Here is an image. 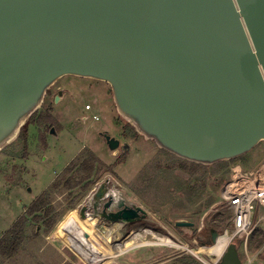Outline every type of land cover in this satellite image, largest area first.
I'll list each match as a JSON object with an SVG mask.
<instances>
[{"label":"water","instance_id":"95a60500","mask_svg":"<svg viewBox=\"0 0 264 264\" xmlns=\"http://www.w3.org/2000/svg\"><path fill=\"white\" fill-rule=\"evenodd\" d=\"M66 76L108 85L135 134L182 161L239 159L264 143V0H0V152ZM92 200L108 224L146 215L105 184ZM219 264H242L235 244Z\"/></svg>","mask_w":264,"mask_h":264},{"label":"rangeland","instance_id":"374dc122","mask_svg":"<svg viewBox=\"0 0 264 264\" xmlns=\"http://www.w3.org/2000/svg\"><path fill=\"white\" fill-rule=\"evenodd\" d=\"M57 87L63 89L64 98L55 104L49 100L42 103L29 119L32 123L28 126L27 152L17 139L0 152V238L36 197L59 182L52 191L50 203L53 213L49 219L53 218L55 223L49 229L45 226L48 220L38 222L27 217L25 241L11 258L0 257V264H160L170 260L162 264H180V261L214 264L208 252L198 250L190 239L181 238L173 223L176 220L192 222L196 233L203 227L209 229L213 219L224 220L216 230L220 234L229 230L230 214L220 202V191L234 165L250 171L264 162V143L239 159L207 170L203 177L204 189L197 195L193 189L190 192L195 183L180 169L184 165L182 160L128 130V137L122 136L126 122L116 112L108 85L66 76L58 81ZM85 106L91 109L86 110ZM95 116L98 121L94 120ZM101 133L114 137L121 145L126 144L128 150L119 146L109 151ZM89 153L103 166H112V170L98 167L89 179L78 184L76 178L84 177L78 174V163L59 181L71 161L82 160ZM119 158L121 161L116 164ZM201 173L199 171L197 178ZM68 181L72 186L66 189ZM103 184L126 205L140 207L149 216L144 225L130 226L127 239L123 225L90 217L92 197ZM191 196H194L193 204L188 203ZM83 207L87 208L85 220L80 217ZM69 218H74L80 228L85 226L89 237L97 238L107 246L108 252L121 249L122 253L114 259L97 258L67 227ZM79 220L84 225H80ZM260 233L264 234V220L249 237L247 254L241 243L233 242L242 264H247L248 260L249 264H264V243L255 248ZM171 235L179 242L170 240ZM127 243L128 250L125 249Z\"/></svg>","mask_w":264,"mask_h":264},{"label":"trees","instance_id":"16d2710c","mask_svg":"<svg viewBox=\"0 0 264 264\" xmlns=\"http://www.w3.org/2000/svg\"><path fill=\"white\" fill-rule=\"evenodd\" d=\"M30 123L32 122L29 121L21 129L20 135L17 138V141H20L24 144L23 150L25 153L27 152L26 141H27V136H28V126L30 125ZM127 130L131 132L132 134H134V136H137L134 133L133 128L129 126L128 124H125V131ZM24 159H27V157L24 156ZM120 161H121V158L118 159L116 164H119ZM182 162H184V165L180 166L181 171L185 173L187 172L190 180H192L193 183H195L192 185V188H190V192L193 189V191L196 192V194L200 190L202 191L204 189L205 184L203 181V177H205L206 175L205 172L214 166H218L224 163L222 162V163H219L213 166H201V165H196L193 163H188L185 161H182ZM78 163L79 165L77 166ZM188 165L190 166V168ZM76 166L78 167L77 169L78 174L80 173L84 176L82 178H76V180L78 181V184H81L83 181L89 179L93 175V173L97 170L98 167H103L107 171L112 170V166L110 167L103 166V164L101 163L99 159H97L94 155L89 153L82 160L80 158H77L76 160L71 161L69 165L60 174L59 181L62 178H65L69 173H71L72 170L76 168ZM199 171H202L201 173L202 175L197 178V176L199 175ZM58 186H59V182L55 184L53 187H51L50 189L41 193L38 197H36L34 201L29 205V207L26 209V211L23 213V215L20 216L15 221V223L2 235V237L0 238V257L11 258L18 252L23 242L25 241V226H26L27 217H32L33 219H36L38 222H42V221L46 222L48 220L45 226L46 228H49V229L52 228L55 222L53 218L49 219L53 213L52 207L50 205L51 194H52V191H54V189H56ZM71 186L72 185L70 184V181L66 182V187H65L66 189L70 188ZM193 202H194V196H191V199L188 200V203L193 204ZM225 219L227 220V217H225ZM222 222H224V220L216 221L213 219L210 222L208 227L210 230L217 229L222 225ZM260 236L261 237L257 240L256 246H255L256 249L264 243V234L260 233Z\"/></svg>","mask_w":264,"mask_h":264},{"label":"built area","instance_id":"2783aa9c","mask_svg":"<svg viewBox=\"0 0 264 264\" xmlns=\"http://www.w3.org/2000/svg\"><path fill=\"white\" fill-rule=\"evenodd\" d=\"M85 109L89 110L88 107ZM94 120L98 121V117ZM220 202L230 214V228L219 235L212 248L210 255L214 264L220 262L228 246L235 241L243 245L247 254V241L264 220V162L250 171L234 165L220 191Z\"/></svg>","mask_w":264,"mask_h":264},{"label":"flooded vegetation","instance_id":"af4514ba","mask_svg":"<svg viewBox=\"0 0 264 264\" xmlns=\"http://www.w3.org/2000/svg\"><path fill=\"white\" fill-rule=\"evenodd\" d=\"M59 81V80H58ZM58 81L46 92V95H45V97H44V102L43 103H46V101H50L52 104H55V102L56 101H59V100H61V99H63L64 97V92H63V89H60L59 87H57V83H58ZM86 107H88L89 108V110L91 109V107L90 106H85V108ZM84 120L86 119V118H83ZM99 120V119H98ZM125 128V127H124ZM107 133H101L100 135L102 136V138H103V140H104V136L106 135ZM108 135V134H107ZM122 136L123 137H128V133H127V131H123L122 130ZM111 137V136H110ZM111 138H114V137H111ZM115 139V138H114ZM117 140V139H116ZM105 142V141H104ZM106 144V143H105ZM119 144H120V142H119ZM125 144L123 143L122 145L120 144V147H121V149L122 150H128V148L126 147V146H124ZM126 205V204H125ZM126 206H128V207H131L132 205H126ZM112 209V208H111ZM112 210H116L115 208H113ZM111 210V211H112ZM146 213V212H145ZM148 218H149V216L147 215V213H146V215H144V218H142V219H139V220H137L136 222H134V223H132V224H127V225H123L124 226V230H125V236H126V239L128 238V230H129V228H130V226L131 225H133V224H136V223H139L140 225H144L146 222H148L147 220H148ZM177 221H179V220H176L174 223H173V226H174V229H177L178 230V232H177V234L178 235H182L181 236V238H183L184 237V239H190L191 241V244L193 245V246H196V248L198 249V250H203L205 253L206 252H208L213 246H212V242H211V232H213V231H216L219 235H220V233H219V231L218 230H216V229H214V230H210V229H206L205 230V228L203 227L202 229H198V231L195 233V232H193V229H195V225H194V223H192V222H188V221H186V220H184V221H186V222H188V223H191V226L190 227H184V228H179V227H176L175 226V223L177 222ZM152 223V222H151ZM153 224V223H152ZM177 230H175V231H177ZM141 236V235H140ZM142 237V236H141ZM170 240H172L174 243L177 241V242H179L178 241V239L175 237V236H172L171 235V237H170ZM149 246H153V244H149ZM189 247V246H188ZM192 253V252H191ZM207 254V253H206ZM194 254L192 253V256H193ZM194 257H196V255H194ZM198 258V257H197ZM182 259H184V257H182ZM199 259V258H198ZM169 262H171V260L170 261H167V262H161L160 264H162V263H169ZM181 263L180 264H185V261L183 262V261H180ZM220 263V262H219ZM218 263V264H219ZM188 264V263H187Z\"/></svg>","mask_w":264,"mask_h":264},{"label":"bare ground","instance_id":"6f19581e","mask_svg":"<svg viewBox=\"0 0 264 264\" xmlns=\"http://www.w3.org/2000/svg\"><path fill=\"white\" fill-rule=\"evenodd\" d=\"M111 195L114 197L117 196L114 192H110ZM92 197V196H91ZM79 218V217H78ZM90 218V217H89ZM89 221V220H88ZM87 221V222H88ZM92 221V220H91ZM67 227L84 243L87 245V248L92 252L93 255H95L97 258H100L102 260L106 258H112L114 259L115 256H118L119 254L122 253L123 250H118L115 253H111L110 251L108 252L107 246L102 244L96 237V239H93L91 236L89 237V234L85 230V226H83V229L77 226L76 221L74 218H69V220L66 221ZM81 223V224H80ZM80 225H84L80 220H79ZM86 225V224H85ZM85 228V229H84ZM142 243V242H141ZM139 244V243H138ZM129 244L127 243L125 245V249H130ZM208 254H213V249L208 252Z\"/></svg>","mask_w":264,"mask_h":264},{"label":"crops","instance_id":"0c3cea01","mask_svg":"<svg viewBox=\"0 0 264 264\" xmlns=\"http://www.w3.org/2000/svg\"><path fill=\"white\" fill-rule=\"evenodd\" d=\"M97 117V116H96Z\"/></svg>","mask_w":264,"mask_h":264}]
</instances>
